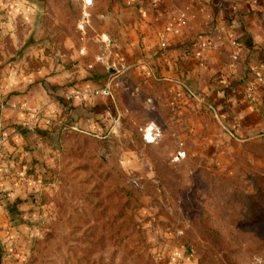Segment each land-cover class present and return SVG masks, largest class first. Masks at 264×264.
Wrapping results in <instances>:
<instances>
[{
  "label": "rangeland",
  "instance_id": "1",
  "mask_svg": "<svg viewBox=\"0 0 264 264\" xmlns=\"http://www.w3.org/2000/svg\"><path fill=\"white\" fill-rule=\"evenodd\" d=\"M91 1L0 0V264H264V131L118 56Z\"/></svg>",
  "mask_w": 264,
  "mask_h": 264
},
{
  "label": "crops",
  "instance_id": "2",
  "mask_svg": "<svg viewBox=\"0 0 264 264\" xmlns=\"http://www.w3.org/2000/svg\"><path fill=\"white\" fill-rule=\"evenodd\" d=\"M113 2L112 11L125 16L116 24L128 36L118 56L132 59L138 70L190 84L232 136L264 131V85L253 100L245 92L255 70L264 68V0ZM161 35L167 45L162 50ZM200 42L212 48L202 49Z\"/></svg>",
  "mask_w": 264,
  "mask_h": 264
},
{
  "label": "built area",
  "instance_id": "3",
  "mask_svg": "<svg viewBox=\"0 0 264 264\" xmlns=\"http://www.w3.org/2000/svg\"><path fill=\"white\" fill-rule=\"evenodd\" d=\"M82 4L83 7H89L91 4H92V1L91 0H79ZM160 46L161 47H165L166 44L164 42V37H160ZM199 46L202 48V49H210L212 48V45L211 44H207L206 42H200L199 43ZM239 53V50L236 49V51L234 52V56H237ZM264 85V68L263 67H258L255 72H254V76H253V79L246 85L245 87V92L247 93V96L250 97V99L253 98V92L255 89H257L258 87H261ZM188 94L191 95L192 97H195L194 94L188 89ZM102 95H109L110 94V91L109 89L105 88L103 89L102 91H100ZM253 100V99H252ZM152 135L154 134L152 129L149 130V131H145V134H144V137L147 141H149L148 139V135ZM150 142V141H149ZM174 264H180L179 261H176Z\"/></svg>",
  "mask_w": 264,
  "mask_h": 264
},
{
  "label": "trees",
  "instance_id": "4",
  "mask_svg": "<svg viewBox=\"0 0 264 264\" xmlns=\"http://www.w3.org/2000/svg\"><path fill=\"white\" fill-rule=\"evenodd\" d=\"M79 132H81V131H79Z\"/></svg>",
  "mask_w": 264,
  "mask_h": 264
}]
</instances>
